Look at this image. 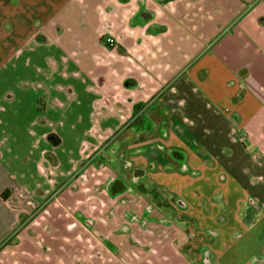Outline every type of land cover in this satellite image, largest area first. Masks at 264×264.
Listing matches in <instances>:
<instances>
[{
  "label": "crops",
  "instance_id": "crops-1",
  "mask_svg": "<svg viewBox=\"0 0 264 264\" xmlns=\"http://www.w3.org/2000/svg\"><path fill=\"white\" fill-rule=\"evenodd\" d=\"M0 60L34 71L25 84L47 113L57 90L87 98L94 122L119 123L89 130L69 188L145 105L142 130L102 150L116 167L98 168L115 204L97 227L107 250H136L134 264H264V0H0ZM116 177L129 190L112 198ZM8 180L4 205L8 190L25 196Z\"/></svg>",
  "mask_w": 264,
  "mask_h": 264
},
{
  "label": "rangeland",
  "instance_id": "rangeland-1",
  "mask_svg": "<svg viewBox=\"0 0 264 264\" xmlns=\"http://www.w3.org/2000/svg\"><path fill=\"white\" fill-rule=\"evenodd\" d=\"M21 61L0 70V184H6L3 180L9 177V187L25 193L8 190L4 193L8 205L0 202V238L13 225L0 241V264H134L139 258L136 250L123 246L112 248L114 252L107 250L106 234L97 228L110 221L102 216H111L110 208L115 204L103 198V174L94 164L100 156L106 157L102 148L107 149L116 139L103 141L87 157L86 161L93 164L89 171L86 162L79 165L80 171L74 175L76 185H60L73 174V165L80 160V144L92 141L94 134L89 130L95 125L102 131L115 130L119 123L104 119L94 122L93 106L87 98L69 101L70 96L57 90L49 95L59 97L62 105L51 107L47 113L39 102L42 95L26 87L25 83L35 79V73L31 69L26 72ZM6 64L0 63V67ZM43 130L59 134L55 139H44ZM91 183L95 188L90 187ZM83 225L90 229L85 230Z\"/></svg>",
  "mask_w": 264,
  "mask_h": 264
},
{
  "label": "flooded vegetation",
  "instance_id": "flooded-vegetation-1",
  "mask_svg": "<svg viewBox=\"0 0 264 264\" xmlns=\"http://www.w3.org/2000/svg\"><path fill=\"white\" fill-rule=\"evenodd\" d=\"M145 111V105H143L142 103H138V104H134L133 106V110H132V117L131 119L128 121V122H125L121 129L119 131H117L114 135H112L110 138L109 141L108 139H106V143H109L110 141H112L113 139H117V137L124 131V130H127V129H134L136 131H140L142 130L140 128V126L138 125V122H139V119L140 117L142 116V112ZM104 142V143H105ZM108 146V145H107ZM105 146V147H107ZM111 146H108V148H102L103 151H108L109 148ZM115 151H113V154H114ZM94 167H96V169L98 168H103V167H106V168H116L115 165L111 162H108L107 161V158L104 157V155L100 156L98 159H96V162L94 164ZM109 191H110V196L112 198H115L119 193H123L128 189V187H126V185L124 184V180L123 178H120V177H116V178H112L110 181H109ZM46 211H44L43 213H45ZM41 217V216H40ZM36 218V217H35Z\"/></svg>",
  "mask_w": 264,
  "mask_h": 264
},
{
  "label": "built area",
  "instance_id": "built-area-1",
  "mask_svg": "<svg viewBox=\"0 0 264 264\" xmlns=\"http://www.w3.org/2000/svg\"><path fill=\"white\" fill-rule=\"evenodd\" d=\"M106 43L109 44L110 47H115V42H114V38L113 37H108L106 39Z\"/></svg>",
  "mask_w": 264,
  "mask_h": 264
},
{
  "label": "trees",
  "instance_id": "trees-1",
  "mask_svg": "<svg viewBox=\"0 0 264 264\" xmlns=\"http://www.w3.org/2000/svg\"><path fill=\"white\" fill-rule=\"evenodd\" d=\"M2 196H3V198H5V197H4V196H5L4 194H3Z\"/></svg>",
  "mask_w": 264,
  "mask_h": 264
}]
</instances>
